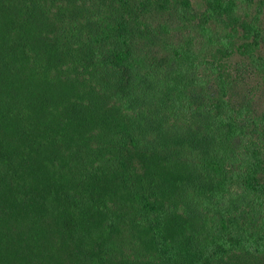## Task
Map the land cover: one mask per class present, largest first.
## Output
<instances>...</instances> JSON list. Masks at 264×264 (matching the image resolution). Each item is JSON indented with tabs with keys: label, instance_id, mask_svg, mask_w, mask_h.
<instances>
[{
	"label": "trees",
	"instance_id": "1",
	"mask_svg": "<svg viewBox=\"0 0 264 264\" xmlns=\"http://www.w3.org/2000/svg\"><path fill=\"white\" fill-rule=\"evenodd\" d=\"M202 3L0 0V264H264V0Z\"/></svg>",
	"mask_w": 264,
	"mask_h": 264
},
{
	"label": "rangeland",
	"instance_id": "2",
	"mask_svg": "<svg viewBox=\"0 0 264 264\" xmlns=\"http://www.w3.org/2000/svg\"><path fill=\"white\" fill-rule=\"evenodd\" d=\"M196 7H198V4L203 5L202 0H193ZM263 52H264V45H263ZM238 59L236 57H233L229 62L231 64H235V62ZM264 77V76H263ZM248 91H251V94L254 95L255 98V104L259 111L264 110V78H259V76H254L251 79V83L248 87Z\"/></svg>",
	"mask_w": 264,
	"mask_h": 264
}]
</instances>
